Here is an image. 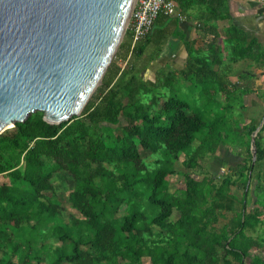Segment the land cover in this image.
<instances>
[{"label":"trees","instance_id":"obj_1","mask_svg":"<svg viewBox=\"0 0 264 264\" xmlns=\"http://www.w3.org/2000/svg\"><path fill=\"white\" fill-rule=\"evenodd\" d=\"M161 15L166 16L160 14L156 20ZM208 26L202 30L213 34ZM233 35L232 56L250 55L256 41L242 45ZM215 38L205 43L206 52L201 54L188 44L187 67L180 75L164 68L156 72V86L169 90L158 105L157 95L150 101L140 97L148 92L144 80L132 72L125 77L128 73L120 62L128 54L143 52L146 44H140L141 39L132 46L131 31L126 28L80 115L51 124L42 118V111H34L0 133V264H127L143 256L149 257L150 264H232L233 260L235 264H264V254L250 256V249L258 245L245 234L246 228L260 221L256 211H246L252 163L231 166L237 178L226 175L219 184L207 175L195 174L201 166L199 159L215 152L232 134L227 120L230 84L222 72L221 47ZM259 50L264 55V46ZM180 80L198 93L204 90L212 96L213 90H221L226 103L208 95L209 102L219 105L212 109L203 95L179 97L174 89L180 87ZM198 84L203 85L201 90ZM204 105L211 111L201 112ZM255 127L246 125L249 160ZM139 146L161 150L151 168ZM255 148L261 158L264 151L257 138ZM178 151L184 155V188L172 190L168 176L173 167L167 157ZM59 170L72 177L67 206L80 209L84 217L72 216L69 227L61 221L52 223L50 232L61 242L38 245L42 241L38 236L45 235L39 230L58 219L62 206L42 193L53 189L51 178ZM230 185L241 189L240 198ZM235 200L240 208L216 226L224 216L223 208L230 209ZM173 209L178 216L166 222ZM11 220L29 221L22 223L15 239L5 230L4 223L11 224ZM153 225H166L167 233L153 237ZM31 233L35 235L30 237Z\"/></svg>","mask_w":264,"mask_h":264},{"label":"water","instance_id":"obj_2","mask_svg":"<svg viewBox=\"0 0 264 264\" xmlns=\"http://www.w3.org/2000/svg\"><path fill=\"white\" fill-rule=\"evenodd\" d=\"M135 0H0V133L34 111L80 115L125 33ZM251 133L252 162L255 133Z\"/></svg>","mask_w":264,"mask_h":264},{"label":"rangeland","instance_id":"obj_3","mask_svg":"<svg viewBox=\"0 0 264 264\" xmlns=\"http://www.w3.org/2000/svg\"><path fill=\"white\" fill-rule=\"evenodd\" d=\"M154 31V27L152 29ZM165 36V34L163 35ZM176 37V36H175ZM174 36L171 35L163 37L158 43L151 44L150 42L144 45V50L140 54H132L126 59L121 61L122 66L126 68L125 77H129V72L134 73L140 79L144 80L148 84V92L140 95L141 98L150 101L153 95H157L158 105H162L163 101L166 99V94H168V88L164 86H156L157 76L156 72L162 68L165 70L169 69L176 71L180 75V71L187 67L186 56L182 55V52L175 50L181 42L180 39L174 41ZM170 47V49H169ZM261 48V47H260ZM117 50V49H116ZM174 50L176 56L172 57L169 53ZM198 54L206 52V46L204 44L201 50H196ZM221 68L225 75V79L229 82V95L231 96V108H228L227 120L229 122V127L232 130L231 137L228 141L221 143L218 148L213 153H205L202 159H199L201 166L195 172L199 177L202 175H207L213 179L216 184H219L223 177L226 175H231V177L237 178V173L231 166L237 163H252L251 170L248 171V194L246 197V211L247 212H257L260 221L254 228H246L245 234L256 242L258 245L255 248L250 249V256L256 254H264V243L261 241V237H264V153L261 158H257L255 153L254 161L249 160L248 151L246 149V141L248 139V133L246 132V125L255 124L259 129L256 131L254 138L258 139L262 145V150L264 151V129H262V124L264 121V60L263 62H257L253 59L247 58H234L230 52V44L223 43L221 51ZM114 58V55L112 59ZM126 60V61H124ZM257 62V63H256ZM221 70V69H220ZM101 83V81H100ZM96 86L93 93L96 91ZM180 87L174 89V92L179 97L192 98L203 95V99H208L209 92H196L188 88L189 82L180 80ZM203 85L198 84L200 90ZM92 93V94H93ZM226 93L221 90H213L211 97L215 101L226 103L225 98ZM210 97V98H211ZM212 109H216L219 105L213 104L214 102H209ZM213 104V105H212ZM207 105L201 106L199 110L204 113L211 111V108ZM189 114L192 112L189 111ZM255 127V128H256ZM140 152L143 155L144 162L149 168L154 166L157 159L161 157V150L151 151L149 149H144L139 146ZM251 150V149H250ZM183 152L178 151L172 154V156L167 157V162L172 165L173 172L168 176L170 189H181L184 188V177L182 171L184 167L182 166ZM247 172V171H246ZM53 189L42 191L44 196L52 197V199L60 201L61 209L59 214H57V220L46 224L40 230V234L37 240V244L45 242L60 243V240L55 239L53 234L50 232V225L54 222H65L66 226H70L71 217L78 216L83 218V214L80 209L74 208L70 205L67 206V195L68 192L72 190V177L70 172L66 170H59L51 178ZM230 188L234 191L238 198L242 196L240 188L237 185H230ZM41 193V194H42ZM41 198H44L42 195ZM240 208V202L235 200L232 202V207L223 208L224 216L220 217L217 225L222 224L227 221L231 216L234 215V211ZM124 212V209L121 211ZM121 212H117L119 215ZM178 211L173 209L171 215L166 218V222L173 221L178 216ZM29 221L21 220L16 222L11 220L4 223L5 230L11 239H15V234L22 229L20 226L22 223L27 224ZM151 229L154 233L153 237L164 236L167 233V226L153 225ZM45 232V233H43ZM35 234H30L32 237ZM246 259V258H245ZM43 262V261H41ZM44 263V262H43ZM42 263V264H43ZM64 264H70L65 262ZM127 264H150V259L147 256H143L139 262H130ZM235 264V261H232Z\"/></svg>","mask_w":264,"mask_h":264},{"label":"crops","instance_id":"obj_4","mask_svg":"<svg viewBox=\"0 0 264 264\" xmlns=\"http://www.w3.org/2000/svg\"><path fill=\"white\" fill-rule=\"evenodd\" d=\"M175 2V12L172 15H161L153 26L154 31H151L146 40H141L140 44L144 41L146 44L149 42L156 44L165 36H174V39H180L181 42L175 50L181 51L182 55L187 57V61L188 44L195 51L201 50L214 35L221 51L223 43H227L230 44L232 52L235 39L231 36L234 37L235 34L241 39L242 45L253 39L256 41L251 54L248 53L242 58L263 62L264 55L259 48L262 50L264 46V0H175ZM205 25H209L207 29H211L213 34L202 30V26ZM235 29L237 31H234ZM174 52L171 50L169 54L174 57L176 56Z\"/></svg>","mask_w":264,"mask_h":264},{"label":"built area","instance_id":"obj_5","mask_svg":"<svg viewBox=\"0 0 264 264\" xmlns=\"http://www.w3.org/2000/svg\"><path fill=\"white\" fill-rule=\"evenodd\" d=\"M175 10V0H135L126 27L131 31L132 46L148 35L158 15H172Z\"/></svg>","mask_w":264,"mask_h":264}]
</instances>
